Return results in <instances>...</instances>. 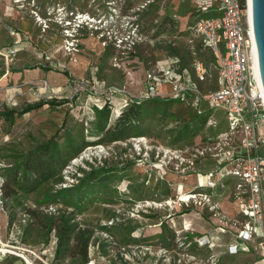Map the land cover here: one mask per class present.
Here are the masks:
<instances>
[{
    "label": "rangeland",
    "instance_id": "rangeland-1",
    "mask_svg": "<svg viewBox=\"0 0 264 264\" xmlns=\"http://www.w3.org/2000/svg\"><path fill=\"white\" fill-rule=\"evenodd\" d=\"M192 8L190 0H0V111L41 103L24 114L15 113L13 122L0 119V264H255L261 260L264 251L228 253L232 237L215 238L218 224L212 206L199 199L178 200L187 199L198 174L202 172L203 182V172L213 166L208 158L191 169L187 147L226 128L231 117L213 110L217 127L207 123L192 136L187 127L197 125L198 116L173 96L170 85L159 83L155 93L144 97L147 74L159 77L169 57L182 54L183 59H178L183 67L192 61L187 56V33L181 30L197 16ZM80 12L86 21L78 27L75 15ZM67 20L72 22L69 33ZM134 25L148 39L126 54L108 33H126ZM199 54L210 60L205 52ZM113 86L135 94L145 110L140 135L85 144L102 135L96 130L94 107L106 102L119 106L127 100L124 93L112 92ZM172 100L181 103L180 109L166 106ZM113 122L111 114L108 124ZM180 133L187 137L177 140ZM52 137L61 151L52 163L57 173L33 191L18 190L10 178L6 185L10 196L4 197L2 184L18 156ZM73 146L79 147L77 152ZM92 169L96 171L88 175ZM83 177L87 179L81 189L72 190L80 198L77 207L53 197ZM226 184L215 190L204 187L200 193H211L218 211L231 215L229 206L236 209L230 201L233 183ZM17 195L23 206L12 211ZM27 208L39 211V217L27 213ZM59 212L71 214L80 228L92 232L86 263L79 256L53 259L54 232L49 235L43 226ZM204 234L214 239L213 247L190 245Z\"/></svg>",
    "mask_w": 264,
    "mask_h": 264
},
{
    "label": "built area",
    "instance_id": "built-area-1",
    "mask_svg": "<svg viewBox=\"0 0 264 264\" xmlns=\"http://www.w3.org/2000/svg\"><path fill=\"white\" fill-rule=\"evenodd\" d=\"M190 1L197 11L196 18L187 28L192 56L190 67H183L179 57H169L159 77L147 74L150 84L148 82V94L144 97L155 93L159 83H165L170 85L175 98L191 106L197 114L211 112L208 124L218 125L216 120H212L213 110H222L231 117L226 128L208 133L201 142L187 147V152L191 154V169H195L198 161L208 158L212 159L213 166L203 172V182L202 172L198 174L187 199L179 196L178 200L188 202L199 199L200 203L212 206L218 224L214 226L215 238L223 234L232 237L227 244L229 254L243 249L259 253L264 251V88L254 65L255 56L257 62L258 57L250 23L249 0ZM83 16L85 14L81 12L75 15L78 27L85 24ZM67 21L65 32L69 33L72 22ZM132 27L126 33L115 30L108 33L114 38V44L126 54L137 43L148 39L139 32L138 26ZM67 36L74 37L73 34ZM196 41L202 44L201 49L196 47ZM203 50L211 55L208 62L198 56V52ZM153 78H157L156 83ZM112 92L124 93L127 99L124 104L114 107L111 102L105 103L110 106L114 119L120 116L130 100L139 102L134 98L135 94L124 87L113 86ZM181 156L175 154L176 158ZM226 183H233L230 201L237 210L231 215L218 211V206L216 208V204H212L211 193H200L204 187L215 190L218 186L225 187ZM193 242L199 246L208 244L209 247L215 244L207 234L195 237L190 245Z\"/></svg>",
    "mask_w": 264,
    "mask_h": 264
},
{
    "label": "trees",
    "instance_id": "trees-1",
    "mask_svg": "<svg viewBox=\"0 0 264 264\" xmlns=\"http://www.w3.org/2000/svg\"><path fill=\"white\" fill-rule=\"evenodd\" d=\"M160 102V98L155 99V103ZM41 105L38 104H27L22 110L9 109L0 111V119L5 118L9 122L14 121V114H24L34 108ZM174 106L176 109H180L181 103L179 101L174 102L173 100L166 104V106ZM176 110H174L175 112ZM95 116L97 119L96 130L97 133L102 135L96 139L86 143L96 144L98 142L108 141L113 142L117 140H125L133 136L140 135L139 122L144 117L145 110L141 108V103L130 100L122 110L119 117L114 119V124H108L111 117V108L108 104L103 106L94 107ZM177 116L180 113L176 112ZM199 123L194 126L188 124L187 131H192L191 135L195 136L197 132L207 124L209 112L206 114H197ZM185 131V130H184ZM185 131V135L188 133ZM218 132V131H216ZM187 136L180 133L176 139L181 140ZM205 138V137H204ZM203 140V138H201ZM73 143V142H72ZM74 147V146H73ZM79 147H74V151L77 152ZM59 144L56 139L49 138L48 140L38 144L33 150L25 155L18 156V160L10 168L11 173L6 178L2 189L4 190V197L10 196V192L6 190V185L10 178H14V182L18 190L20 191H33L42 182L50 179L57 173V167L52 166L53 161L60 156ZM44 161V162H43ZM96 170L92 169L87 174L90 175ZM87 177L79 178V181L75 185L66 186L59 189L53 197L56 200L62 199L65 203L70 206L77 207L80 203V198L72 192V190L78 191L85 184ZM6 183V184H5ZM222 188V187H219ZM17 192V191H16ZM12 204V211H15L17 207L23 206L21 196H16ZM27 213L39 217V211L33 208H27ZM44 229L49 235L54 232V244L52 246L53 259H58L64 255L71 257H80L83 262H87L89 245L92 238V232L88 229L80 228L78 222L74 220V217L66 212H59L57 215H51L47 218V222L44 223ZM197 243V242H194ZM196 248L199 247L195 244Z\"/></svg>",
    "mask_w": 264,
    "mask_h": 264
},
{
    "label": "water",
    "instance_id": "water-1",
    "mask_svg": "<svg viewBox=\"0 0 264 264\" xmlns=\"http://www.w3.org/2000/svg\"><path fill=\"white\" fill-rule=\"evenodd\" d=\"M259 73L264 88V0H250Z\"/></svg>",
    "mask_w": 264,
    "mask_h": 264
},
{
    "label": "crops",
    "instance_id": "crops-1",
    "mask_svg": "<svg viewBox=\"0 0 264 264\" xmlns=\"http://www.w3.org/2000/svg\"><path fill=\"white\" fill-rule=\"evenodd\" d=\"M192 10H193V8H192ZM194 11H195V9L193 10V11H191L192 12V14H194ZM194 20H192L190 23H186L182 28H181V30L182 31H185L186 33H187V35H186V38H185V43H186V47H187V56H189L190 58L192 57L191 56V54H190V49H189V45H188V40H189V35L190 34H188L189 32L187 31V28H188V26L193 22ZM173 45H177L176 44V42H174L173 43ZM200 45H202L200 42H198V41H196V47L198 48V49H201V46ZM203 52H205V55H204V57H208L209 59L211 58V55H210V53L207 51V50H203ZM200 54L199 55H202V52H199ZM209 55H210V57H209ZM178 56L179 57H181V59H183V55L182 54H178ZM184 62V61H183ZM191 63V62H190ZM190 63H189V65L187 66L186 65V63H184V66L186 67V68H189L190 67ZM230 207V210L231 211H233V212H235V210H234V208L233 207H231V206H229ZM262 256V255H261ZM255 264H264V256H262L261 257V260H258Z\"/></svg>",
    "mask_w": 264,
    "mask_h": 264
},
{
    "label": "bare ground",
    "instance_id": "bare-ground-1",
    "mask_svg": "<svg viewBox=\"0 0 264 264\" xmlns=\"http://www.w3.org/2000/svg\"><path fill=\"white\" fill-rule=\"evenodd\" d=\"M249 16H250V23L252 24V15H251V3H250V0H249ZM66 44V43H65ZM68 49V48H67ZM70 49V48H69ZM256 51V50H255ZM256 53V52H255ZM255 70H256V73H257V75L259 76L260 75V73H259V65H258V62H257V58H256V56H255ZM135 76V75H134ZM134 78V77H133ZM186 198H187V195L185 196ZM171 203H173V202H171ZM194 214V213H193ZM184 216V215H183ZM198 217V216H197ZM198 219V218H197ZM196 220V219H195ZM194 221V220H193ZM186 222V221H185ZM195 222V221H194ZM197 222H195V224H196ZM187 224V223H186ZM194 224V225H195ZM218 242V241H217ZM216 242V243H217ZM30 260V259H29Z\"/></svg>",
    "mask_w": 264,
    "mask_h": 264
}]
</instances>
